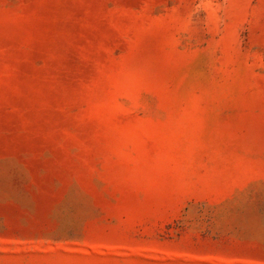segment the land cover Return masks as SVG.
<instances>
[{
  "label": "rangeland",
  "instance_id": "obj_1",
  "mask_svg": "<svg viewBox=\"0 0 264 264\" xmlns=\"http://www.w3.org/2000/svg\"><path fill=\"white\" fill-rule=\"evenodd\" d=\"M0 264H264V0H0Z\"/></svg>",
  "mask_w": 264,
  "mask_h": 264
}]
</instances>
